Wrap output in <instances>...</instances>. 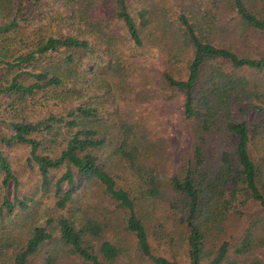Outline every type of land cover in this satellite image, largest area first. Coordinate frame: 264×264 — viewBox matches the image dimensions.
Returning a JSON list of instances; mask_svg holds the SVG:
<instances>
[{
  "label": "trees",
  "instance_id": "obj_1",
  "mask_svg": "<svg viewBox=\"0 0 264 264\" xmlns=\"http://www.w3.org/2000/svg\"><path fill=\"white\" fill-rule=\"evenodd\" d=\"M23 1L0 0V264H34L41 252L39 264L63 259L142 264L136 257L143 264H182L176 256L156 254L150 242L141 211L146 201L139 196L160 197L165 184L154 168L141 162L135 124L126 119L116 123L110 156L105 152L109 131L95 126L107 111L101 101L105 79L89 63L95 58L92 38H107L113 15L139 47L150 22L148 11L133 13L129 0H55L63 7L53 15L55 7L46 0L32 9L46 22L27 36L22 28L35 20ZM222 4L237 21L229 43L222 39L228 30L219 23ZM163 16L164 25L176 28L190 53L184 76L172 68L175 54L168 55L161 75L166 87L183 95L184 116L194 124L192 155L168 182L179 196L171 206L183 227L179 245L186 264H264L257 254L264 236L255 233L262 217H253L240 238L225 237L232 218L241 217L249 203L264 208V171L250 152L251 143L264 132V92L246 74L264 72V51L252 55L246 50L264 38V0H212L207 10L182 8L173 20ZM105 66L115 73L121 68L116 61ZM240 103L257 111L260 119L253 126L233 117ZM221 128L236 142L210 165L207 136ZM31 171L37 183L27 191L21 175ZM125 178L134 181L139 196L120 183ZM91 183L122 214L134 249L104 238L107 224L89 216L79 220L61 214L45 224H27L38 199L50 198L62 213L78 190ZM153 232L163 237L159 228Z\"/></svg>",
  "mask_w": 264,
  "mask_h": 264
},
{
  "label": "rangeland",
  "instance_id": "obj_2",
  "mask_svg": "<svg viewBox=\"0 0 264 264\" xmlns=\"http://www.w3.org/2000/svg\"><path fill=\"white\" fill-rule=\"evenodd\" d=\"M46 0H24L23 8L26 12L31 11L34 23L23 27L27 36L35 35L33 31L46 20L40 21L39 16L32 9L44 5ZM55 10L50 11L55 15L63 6L58 1L50 0ZM130 9L134 13L144 8L148 11L149 24L142 31L143 45L136 46L130 39L126 28L113 15L109 16L110 27L108 36L104 40L92 38L95 46V58L90 60L91 67L97 75L105 81V92L101 101L107 111L103 120L96 122L95 126L108 129L109 141L105 145L106 155L112 153L114 148V133L116 123L122 119L132 122L136 126L141 149V162L156 170L163 180L164 194L153 200H141L136 192L134 181L125 178L120 183L128 187L139 196V201H146L142 205V214L147 228L150 231V242L156 254L167 257H178L182 264H186V257L179 245V239L183 235V227L178 223L176 209L171 206L173 200L179 196L170 190L169 178L175 174L185 159L192 155L194 124L186 119L183 112V95L166 87L161 79L162 70L168 60V55H177V62L172 66L177 76L186 73V59L190 56L188 50L181 44L180 36L176 28L164 25V16L170 20L177 17L182 8L194 10H207L212 7V0H129ZM219 23L224 25L228 32L222 34V39L231 42L235 39L233 34L237 21L231 17L226 7L222 4L219 11ZM246 50L252 55L255 51H264V38L258 37ZM235 46V45H234ZM109 61L119 62L121 68L115 73L108 68ZM89 71V70H88ZM253 82H256L264 92V72L249 71ZM233 117L244 120L249 126L257 121V111L245 103L238 104L233 110ZM223 127V126H222ZM113 133V134H112ZM250 145L251 155L259 160L264 171V132L260 134ZM236 137L226 131L213 129L207 136L205 152L208 155L210 165L217 162L221 150L232 149ZM109 159L117 168V161L113 157ZM60 170L56 173L58 174ZM22 188L30 191L34 189L37 178L32 171L30 174L21 175ZM241 217L232 218L226 239L234 241L242 235L249 226L253 217L259 215L263 218L264 208L256 203H249L243 209ZM27 218V224L41 225L48 219H56L59 215L76 217L81 220L85 217H93L107 224L104 238L119 241L135 248V239L132 234L123 228L122 214L116 209L114 203L102 193L96 183L87 184L80 188L74 196L73 203L68 209L57 211L51 199L40 198L33 205ZM258 224L256 236H264V225ZM159 228L163 237H158L153 232ZM170 237L172 240H170ZM40 253L34 259V264L40 263L43 255ZM134 254V253H133ZM257 254L264 260V246L257 250ZM135 255V254H134ZM136 260L140 259L136 257ZM123 262L122 264L126 263ZM58 264H78L69 259H63ZM144 264H149L145 262Z\"/></svg>",
  "mask_w": 264,
  "mask_h": 264
}]
</instances>
